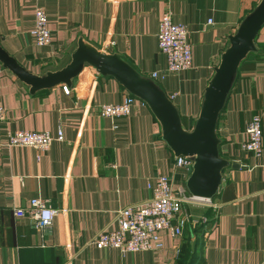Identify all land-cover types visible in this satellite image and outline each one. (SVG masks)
<instances>
[{"label": "crops", "instance_id": "0c3cea01", "mask_svg": "<svg viewBox=\"0 0 264 264\" xmlns=\"http://www.w3.org/2000/svg\"><path fill=\"white\" fill-rule=\"evenodd\" d=\"M259 2L0 0V49L36 77L63 68L78 40L115 53L151 79L173 106L180 129L191 131L203 90L229 46L227 37ZM35 8L43 10L50 32L43 47L35 45L29 31ZM164 11L189 32L191 66L179 73L165 71L157 50L155 34ZM252 42L254 49L239 62L214 123L218 156L227 161L209 201L214 209L183 205L188 220L179 237L160 231L158 248L127 253L87 242L102 227L114 228L119 208L150 198L158 176H169L172 189L183 190L191 164L173 168L175 158L157 120L137 97L126 117L96 113L99 105L129 95L111 77L83 66L68 86L29 91L0 64L5 117L0 123V264H179L176 250L182 259L192 256L193 264H264V23ZM254 113L261 127L257 157L240 147L244 125ZM58 125L63 140L52 141L44 151L5 145L7 132L53 136ZM33 197L61 209L46 230L39 231L26 216L12 215L13 208H25Z\"/></svg>", "mask_w": 264, "mask_h": 264}, {"label": "water", "instance_id": "95a60500", "mask_svg": "<svg viewBox=\"0 0 264 264\" xmlns=\"http://www.w3.org/2000/svg\"><path fill=\"white\" fill-rule=\"evenodd\" d=\"M264 23V0L253 8L228 36L229 46L220 54V63L213 68L212 78L203 90L199 115L191 131L180 129L177 114L170 101L151 79L130 69L115 53L95 49L78 40L63 68L36 77L25 72L0 49V64L7 67L20 81L29 85V91L63 83L77 75L83 66L92 73L116 80L130 96L140 99L153 114L161 129V139L173 152L191 162L190 172L183 182L186 194L199 202L211 201L220 184V171L227 161L218 156L214 123L217 110L233 81L236 68L243 57L254 49L252 38Z\"/></svg>", "mask_w": 264, "mask_h": 264}, {"label": "built area", "instance_id": "2783aa9c", "mask_svg": "<svg viewBox=\"0 0 264 264\" xmlns=\"http://www.w3.org/2000/svg\"><path fill=\"white\" fill-rule=\"evenodd\" d=\"M33 23L29 30L35 45L46 46L49 42L50 32L46 27V16L42 9L35 8L32 12ZM210 23V21H206ZM155 40L159 54L163 56L165 71L179 73L191 66L190 44L188 43V30L183 25L174 24L168 11H164L157 24ZM150 76H154L151 72ZM63 93L68 89L61 87ZM134 101L133 96L124 95L120 102L115 104H102L96 113L102 117L116 118L128 116L129 109ZM5 120L4 110L0 106V123ZM244 140L240 147L243 151L257 157L261 151V127L258 113L251 115L244 125ZM61 128L58 125L52 136L46 132L15 130L7 132L5 145L8 147L24 146L44 151L52 141H62ZM173 168L188 167L191 162L178 156L174 159ZM150 198L135 201V203L119 208L113 214L114 228L105 226L96 231L89 238L88 244L95 249H116L122 253L149 251L158 248L157 234L164 231L172 237H179L188 220V215L183 213V205L206 204L214 209L209 202H199L184 194L181 188L176 190L171 187L168 176H158L150 187ZM61 209L50 207L49 201L41 197L28 199L25 208H13L14 217L26 216L34 226L43 231L49 228L53 216ZM204 218L201 219L203 221ZM178 250L175 251L174 257Z\"/></svg>", "mask_w": 264, "mask_h": 264}, {"label": "trees", "instance_id": "16d2710c", "mask_svg": "<svg viewBox=\"0 0 264 264\" xmlns=\"http://www.w3.org/2000/svg\"><path fill=\"white\" fill-rule=\"evenodd\" d=\"M200 228V226H198V229ZM199 231V230H198ZM200 232V231H199ZM187 257V258H186ZM186 258V259H185ZM184 259L181 258L180 256V250H178L176 256H175V260L178 261L179 264H193L194 263V259L192 256L187 255L185 256Z\"/></svg>", "mask_w": 264, "mask_h": 264}]
</instances>
